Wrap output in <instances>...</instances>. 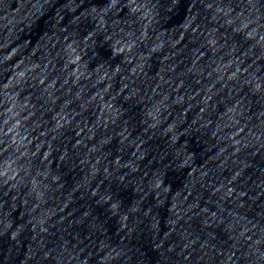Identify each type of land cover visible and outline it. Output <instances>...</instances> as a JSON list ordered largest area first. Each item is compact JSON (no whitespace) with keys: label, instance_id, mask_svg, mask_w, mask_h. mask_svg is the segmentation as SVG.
<instances>
[{"label":"clouds","instance_id":"1","mask_svg":"<svg viewBox=\"0 0 264 264\" xmlns=\"http://www.w3.org/2000/svg\"><path fill=\"white\" fill-rule=\"evenodd\" d=\"M0 264H264V0H0Z\"/></svg>","mask_w":264,"mask_h":264}]
</instances>
